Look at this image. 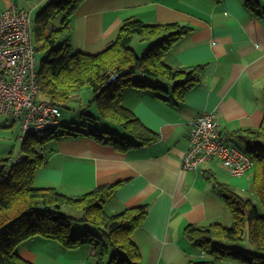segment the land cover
Returning <instances> with one entry per match:
<instances>
[{"label":"crops","instance_id":"0c3cea01","mask_svg":"<svg viewBox=\"0 0 264 264\" xmlns=\"http://www.w3.org/2000/svg\"><path fill=\"white\" fill-rule=\"evenodd\" d=\"M23 1L0 0V13L12 6L26 9ZM31 1L37 8L46 0ZM261 3L256 13L244 0H86L73 17L74 49L103 51L128 17L150 24L177 22L190 31L170 47L164 59L172 67L202 66L201 80L180 99L179 89L172 84L144 76L165 90L131 87L123 92L122 104L158 133V140L122 149L89 136H62L46 152L47 164L36 170L38 187L79 196L114 184V196L105 205L108 214L143 205L148 209L132 234L141 252L138 264H184L205 258L186 236V227L230 224L232 214L214 181L230 184L241 194L247 190L253 197L254 171L235 176L217 159L195 169L183 168L182 162L193 121L202 113L214 112L226 134L263 123ZM139 44L140 52L148 46ZM20 255L35 264H94L90 245L67 248L44 237L24 243Z\"/></svg>","mask_w":264,"mask_h":264},{"label":"trees","instance_id":"16d2710c","mask_svg":"<svg viewBox=\"0 0 264 264\" xmlns=\"http://www.w3.org/2000/svg\"><path fill=\"white\" fill-rule=\"evenodd\" d=\"M85 1L53 0L37 15L33 42L37 53H43L37 82L41 98L60 108L89 87L93 92L89 106H97L99 117L88 110L82 115L90 122L101 118L109 124L101 130L84 123L66 126L62 133L61 125L31 133L22 141V156L0 159V264H35L24 259L20 249L36 237L56 240L67 248L88 244L94 250V264H138L141 252L132 234L146 218L147 206L108 214L105 205L113 198L116 185H101L69 196L54 187H35L36 170L47 164L46 146L61 136H89L122 149L156 142L159 134L122 104L123 92L131 87L165 90L159 83L147 82L145 76L172 84L182 99L201 80L202 66L172 67L164 59L170 47L190 31L177 22L150 24L128 17L103 51L74 49L73 17ZM261 1L244 3L259 13ZM61 15L58 25L51 24ZM136 40L149 43V47L137 52L132 45ZM116 126L120 130L111 131ZM223 133L230 144L242 148L254 161L255 195L246 196L230 184L214 181L232 222L188 225L186 236L206 257L184 264H227L229 260L264 264V120L258 128Z\"/></svg>","mask_w":264,"mask_h":264},{"label":"built area","instance_id":"2783aa9c","mask_svg":"<svg viewBox=\"0 0 264 264\" xmlns=\"http://www.w3.org/2000/svg\"><path fill=\"white\" fill-rule=\"evenodd\" d=\"M38 63L31 11L12 6L1 12L0 115L19 122L22 141L31 133H42L61 125V108L41 98ZM213 159L235 176L245 175L254 167V161L242 148L227 141L215 113L207 112L193 121L182 164L183 168L195 169Z\"/></svg>","mask_w":264,"mask_h":264},{"label":"rangeland","instance_id":"374dc122","mask_svg":"<svg viewBox=\"0 0 264 264\" xmlns=\"http://www.w3.org/2000/svg\"><path fill=\"white\" fill-rule=\"evenodd\" d=\"M51 1L53 0H46L41 6L37 8H35L36 5L34 6L31 0L23 1L22 3L23 6H25L26 9L32 12L33 25L35 24L37 15ZM61 18H62V15L59 16L57 20L52 22L51 24L56 25V23L59 22ZM132 45L136 49V51L140 53L139 49H141L142 46H140L139 41L138 40L134 41ZM37 57L40 61L43 58V53L38 52ZM92 99H93L92 90L89 87H85L83 91L79 93L77 97L70 99V101L65 106H63V108H61L62 116L60 119L61 120V126L59 129L60 133L63 132L66 126H72V125L78 126V125H83L84 123L91 125L92 127L99 129V130L108 127L109 123L101 118L99 121L90 122L88 117H85L82 115V113L85 110H88L93 116L99 117L97 106H89ZM116 129L120 130V128L116 126V127H112L111 131L112 130L115 131ZM21 133H22L21 127L18 121H15L10 116L0 115V159L11 157V160H12V159H15L23 155L22 154V140L19 139V136ZM53 142L54 140L51 141L49 145L46 146L45 152L51 151L50 146H52ZM35 178H36V174H35ZM34 186L38 187V184L36 181L34 182ZM240 192H242V194L246 196H251L247 190H244V191L241 190ZM227 262H228L227 264H244L240 261H235V260H229Z\"/></svg>","mask_w":264,"mask_h":264}]
</instances>
